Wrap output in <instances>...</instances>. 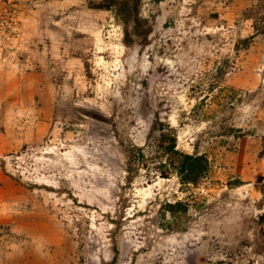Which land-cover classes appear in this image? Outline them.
Wrapping results in <instances>:
<instances>
[{
    "label": "rangeland",
    "instance_id": "374dc122",
    "mask_svg": "<svg viewBox=\"0 0 264 264\" xmlns=\"http://www.w3.org/2000/svg\"><path fill=\"white\" fill-rule=\"evenodd\" d=\"M0 264H264V0H0Z\"/></svg>",
    "mask_w": 264,
    "mask_h": 264
},
{
    "label": "trees",
    "instance_id": "16d2710c",
    "mask_svg": "<svg viewBox=\"0 0 264 264\" xmlns=\"http://www.w3.org/2000/svg\"><path fill=\"white\" fill-rule=\"evenodd\" d=\"M160 147L162 151V155L166 156L169 159L170 165H180L179 166V173L181 176L186 177L187 180L188 176L195 174V172H198L196 164L200 163L203 161V158H198V157H193V156H188V155H183L179 153L176 149V140L173 135H167V134H162L160 135ZM201 167V165L199 166ZM203 168V167H202ZM197 178V175H195ZM192 178V176H191Z\"/></svg>",
    "mask_w": 264,
    "mask_h": 264
}]
</instances>
